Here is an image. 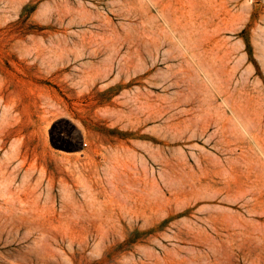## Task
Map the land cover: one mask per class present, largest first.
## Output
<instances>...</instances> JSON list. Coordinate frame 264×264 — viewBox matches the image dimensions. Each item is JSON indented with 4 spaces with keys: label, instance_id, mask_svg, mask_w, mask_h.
I'll return each instance as SVG.
<instances>
[{
    "label": "rangeland",
    "instance_id": "374dc122",
    "mask_svg": "<svg viewBox=\"0 0 264 264\" xmlns=\"http://www.w3.org/2000/svg\"><path fill=\"white\" fill-rule=\"evenodd\" d=\"M0 264H264V0H0Z\"/></svg>",
    "mask_w": 264,
    "mask_h": 264
}]
</instances>
